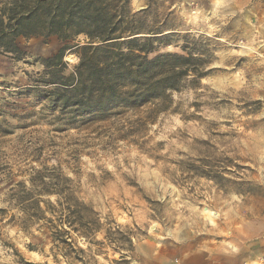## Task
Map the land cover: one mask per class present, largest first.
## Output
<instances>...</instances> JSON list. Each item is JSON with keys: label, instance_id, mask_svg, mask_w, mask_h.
<instances>
[{"label": "rangeland", "instance_id": "1", "mask_svg": "<svg viewBox=\"0 0 264 264\" xmlns=\"http://www.w3.org/2000/svg\"><path fill=\"white\" fill-rule=\"evenodd\" d=\"M130 9L143 33H158L157 54L197 40L208 74L158 102L153 123L141 121L156 103L68 128L27 90L39 61L66 43L19 38L23 60L0 55V264H194L212 248L264 264V0H130ZM64 61L69 75L78 58L67 50ZM38 177L62 199L40 195ZM58 199L71 211L84 204L98 223L89 238L68 236L76 261L47 227Z\"/></svg>", "mask_w": 264, "mask_h": 264}, {"label": "trees", "instance_id": "2", "mask_svg": "<svg viewBox=\"0 0 264 264\" xmlns=\"http://www.w3.org/2000/svg\"><path fill=\"white\" fill-rule=\"evenodd\" d=\"M143 32L131 15L130 0H0V55L23 60L19 38L57 37L66 43L56 55L39 61L43 71L27 88L41 110L63 127L84 128L156 103L141 121L153 123L158 102H168L187 80L194 87L208 74L209 58L197 40L185 38L182 53L157 54L158 33ZM81 36L83 42H77ZM70 42L75 44L70 47ZM67 50L78 58L69 75ZM31 183L40 188V195L62 199L63 192L42 177ZM57 206L47 219L52 241L66 259L79 260L68 236L74 232L89 238L98 223L84 204L77 203L71 211L69 202L58 199Z\"/></svg>", "mask_w": 264, "mask_h": 264}, {"label": "crops", "instance_id": "3", "mask_svg": "<svg viewBox=\"0 0 264 264\" xmlns=\"http://www.w3.org/2000/svg\"><path fill=\"white\" fill-rule=\"evenodd\" d=\"M232 2H236L237 4H248L252 0H230ZM215 249V250H214ZM212 248L211 250H207V254H202L201 256L196 255L194 259V264H256L254 263V255L251 251L250 254H241L236 255L228 252L220 256L218 259L214 253L218 252V248ZM205 251V250H204Z\"/></svg>", "mask_w": 264, "mask_h": 264}]
</instances>
